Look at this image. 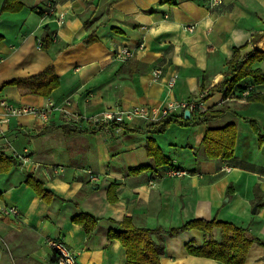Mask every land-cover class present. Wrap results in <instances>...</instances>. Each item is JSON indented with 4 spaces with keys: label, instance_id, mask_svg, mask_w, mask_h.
Listing matches in <instances>:
<instances>
[{
    "label": "crops",
    "instance_id": "crops-1",
    "mask_svg": "<svg viewBox=\"0 0 264 264\" xmlns=\"http://www.w3.org/2000/svg\"><path fill=\"white\" fill-rule=\"evenodd\" d=\"M4 2L0 119L7 120L0 126V153L15 158L28 151L37 168L16 165L0 173V264H57L49 238L63 239L77 253L76 264H127L120 241H108L125 218L136 228L165 231L192 220L225 221L264 242V146L254 127L263 132L264 104L251 100L264 94V84L244 79L226 98L214 89L237 51L241 59L264 52V0H224L216 10L208 0H54L66 13L61 27L46 12L48 0H21L18 12H2ZM191 25L195 30L186 31ZM45 35L52 39L47 48ZM124 47L134 53L127 61L115 56ZM156 68L164 72L160 82L153 80ZM254 68L264 72V60ZM53 77L59 84L48 96L35 93ZM171 78L176 86L167 97ZM203 90L209 92L205 111L222 109L223 116L199 125L191 116L190 126L174 122L163 133L140 118L95 129L90 122L68 123L60 112L47 125L31 115L7 118L2 105L42 108L51 101L92 118L108 108L195 100ZM231 123L238 133L234 157L208 159L202 145L207 128ZM150 138L171 166H155L146 149ZM164 139L178 157L164 149ZM140 168L147 169L132 171ZM88 169L99 182L90 180ZM171 169L189 175L171 177ZM30 175L48 191L45 199L28 184ZM11 206L18 216L5 214ZM82 213L98 220L94 228L74 222ZM215 238L221 239L219 229ZM153 239L163 245L160 264H223L188 251L189 244L205 245L198 229ZM245 264H264V247L254 243Z\"/></svg>",
    "mask_w": 264,
    "mask_h": 264
},
{
    "label": "trees",
    "instance_id": "trees-1",
    "mask_svg": "<svg viewBox=\"0 0 264 264\" xmlns=\"http://www.w3.org/2000/svg\"><path fill=\"white\" fill-rule=\"evenodd\" d=\"M23 3L21 0H5L2 12H18L22 10ZM41 13L44 15L43 11ZM2 36L0 35V40ZM52 43L49 35L42 39V47L47 48ZM264 60V52L255 50L253 53L243 59L239 55V51L236 52L235 57L229 63V69L224 75V81L216 86L220 92H224V97H228L235 87L244 79L251 78L256 85L264 84V72L260 69H255L256 62ZM17 81H12L4 84L2 87L13 85ZM59 84L57 77H53L50 83L46 86H42L36 89L35 93L44 94L48 96L51 91ZM251 99V98H250ZM252 101H258L264 104V94L259 95L251 99ZM224 110H206L200 114H193L192 122L195 125L206 124L211 119L219 118L223 116ZM179 123L182 127L190 126L191 119H187L184 114H180L178 118L175 113L170 114L165 118H161L154 125L158 126V133L166 131L169 125L172 123ZM255 123V121H252ZM255 131L258 134L259 143L264 146V129L263 132H259L260 128ZM237 128L235 124H228L224 127L213 128L208 127L204 140L202 142L206 156L210 160H230L234 157L237 143ZM147 154L150 158L154 159L155 166L161 167L165 165H172L170 158L166 157L158 146L157 141L154 138H150L147 142ZM19 166V162L14 157H8L5 154L0 153V173L9 171L10 167ZM147 168H140L138 170H132L133 172L144 171ZM32 175L28 177V184H31L38 191V194L45 199L48 196V191L44 188L43 184L32 179ZM231 192V188L228 189V193ZM74 222L81 224L87 231L94 228L98 222L97 219L92 216L82 213L74 217ZM120 230H111L108 233V241L111 242L115 239L119 240L122 244L126 255L127 264H160V257L163 253V245L160 242L154 241L153 236H160L161 233L169 234L170 236H176L183 231L189 229H198L205 234L206 242L202 248H194L192 244H189L187 249L191 254L214 259L222 262L223 264H245L248 257L250 248L254 243H259L264 247V242L253 237L247 229L241 228L225 221H203L192 220L186 222L179 228L170 229L165 231L164 229H142L136 228L130 218H125L122 222L118 223ZM219 229L221 231V239L217 241L215 238V231Z\"/></svg>",
    "mask_w": 264,
    "mask_h": 264
},
{
    "label": "built area",
    "instance_id": "built-area-1",
    "mask_svg": "<svg viewBox=\"0 0 264 264\" xmlns=\"http://www.w3.org/2000/svg\"><path fill=\"white\" fill-rule=\"evenodd\" d=\"M224 4V0H208V7L210 10H216L222 7ZM46 12L48 15L53 16L54 22L57 23L59 27L63 26L65 23V15L64 11L57 9V5L54 3V0H48ZM185 30L188 32H193L195 30V26H186ZM116 58L121 61H127L134 56V53L129 48H121L116 54ZM163 70L161 68H156L152 71L153 80L155 82H160L163 79ZM167 89V97L171 96L174 88L176 86V79L171 78L166 82ZM209 92L207 90H203L195 100L189 101H177L172 98H168L165 100V104L162 108L151 109L147 107H134L131 109H121V108H108L107 110L101 112L100 114L88 118L78 110L72 111L69 108V104L65 106H57L54 102H49L45 107H34V106H18L11 104L7 101H2V105L5 108L6 117H21V116H35L36 118L41 119L45 124H50L51 119L55 112H60L66 122L68 123H79V122H87L93 124L95 129L105 128L114 126H122L127 121L133 120L134 118H140L144 120H148L152 123L158 122L161 118H165L170 114L179 112L180 114H184L186 111H190L191 116L193 114H200L205 111L204 109V99L207 97ZM7 119H0V126ZM15 159L19 162L20 166H28L32 164L31 158L29 157L28 151H25L22 154H18L15 156ZM33 168H37L35 164H32ZM64 171V168H56L54 169L55 173H61ZM91 181L99 182L100 176L95 174L92 170H86ZM167 174L171 177H184L188 176L189 172L186 170H177L171 169L167 172ZM108 178H112L111 176H107ZM20 213L18 207L11 206L5 210V214L18 216ZM47 245L51 248L54 253V257L57 261V264H76L77 262V253L71 250L66 242L61 238H49L47 240Z\"/></svg>",
    "mask_w": 264,
    "mask_h": 264
},
{
    "label": "rangeland",
    "instance_id": "rangeland-1",
    "mask_svg": "<svg viewBox=\"0 0 264 264\" xmlns=\"http://www.w3.org/2000/svg\"><path fill=\"white\" fill-rule=\"evenodd\" d=\"M165 139H168V138L165 137ZM165 139L162 140V143L164 144V149L167 150V152H169L171 155L173 154L172 155V157H173L174 155H176V154H174L175 150H171V148L168 146V141L165 142ZM176 157H178V155H176Z\"/></svg>",
    "mask_w": 264,
    "mask_h": 264
},
{
    "label": "water",
    "instance_id": "water-1",
    "mask_svg": "<svg viewBox=\"0 0 264 264\" xmlns=\"http://www.w3.org/2000/svg\"><path fill=\"white\" fill-rule=\"evenodd\" d=\"M185 117L186 118H190L191 117V113H190V111H186L185 112ZM256 209V208H255ZM255 209H254V211H255Z\"/></svg>",
    "mask_w": 264,
    "mask_h": 264
}]
</instances>
